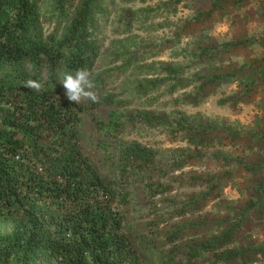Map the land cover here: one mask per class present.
Listing matches in <instances>:
<instances>
[{"label":"rangeland","instance_id":"1","mask_svg":"<svg viewBox=\"0 0 264 264\" xmlns=\"http://www.w3.org/2000/svg\"><path fill=\"white\" fill-rule=\"evenodd\" d=\"M78 1L39 0L44 31L59 25L61 36ZM96 1L99 102H74L87 106L76 128L98 175L125 177V229L141 257L264 264V203L245 212L254 192L264 196V0ZM110 113L121 122L115 138L96 128ZM131 143L153 162L131 159L122 172L117 156ZM13 225L0 222V235ZM226 231V246L188 258L189 246Z\"/></svg>","mask_w":264,"mask_h":264},{"label":"trees","instance_id":"2","mask_svg":"<svg viewBox=\"0 0 264 264\" xmlns=\"http://www.w3.org/2000/svg\"><path fill=\"white\" fill-rule=\"evenodd\" d=\"M38 3L0 0V222H14L0 235V264H153L141 257L125 229L130 200L125 177L105 181L98 175L76 128L87 106L69 101L59 80L90 70L98 56V1L79 0L61 36L59 25L44 31ZM55 3L62 9L74 0ZM29 79L41 81L44 91L25 87ZM107 119L96 128L115 138L119 116L110 113ZM153 154L137 143L121 146L116 166L125 172L131 159L151 164ZM263 201L254 192L246 214H259ZM228 243L226 231L189 246L187 256L197 262L199 254Z\"/></svg>","mask_w":264,"mask_h":264},{"label":"clouds","instance_id":"3","mask_svg":"<svg viewBox=\"0 0 264 264\" xmlns=\"http://www.w3.org/2000/svg\"><path fill=\"white\" fill-rule=\"evenodd\" d=\"M59 80L63 84L65 95L69 101L77 104L84 100L99 102L93 73L89 69L81 68L76 70L74 74L65 73ZM23 85L38 93L44 91L43 83L35 79H29Z\"/></svg>","mask_w":264,"mask_h":264}]
</instances>
